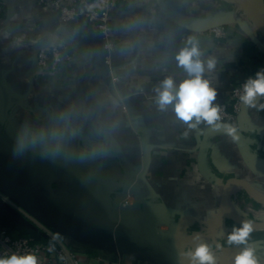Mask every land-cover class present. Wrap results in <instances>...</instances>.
I'll list each match as a JSON object with an SVG mask.
<instances>
[{
  "label": "crops",
  "instance_id": "crops-1",
  "mask_svg": "<svg viewBox=\"0 0 264 264\" xmlns=\"http://www.w3.org/2000/svg\"><path fill=\"white\" fill-rule=\"evenodd\" d=\"M165 1L198 22L231 14L226 40L169 20L158 0H119L108 64L86 17L67 22L39 0H0V224L11 235L57 237L78 264H179L199 235L221 264L239 225L221 214L227 182L243 178L264 194V110L246 107L236 141L212 131L202 161L206 128L189 129L171 107L160 111L154 89L168 76L186 78L175 55L195 36L202 58L216 60L204 75L217 103L229 101L237 83L264 68V33L236 0ZM252 1L264 16V0ZM51 38L67 43L72 58L40 71L36 49ZM40 131L44 144L14 158L18 139ZM229 202L264 220V203L243 186H231ZM250 244L264 264V229H253Z\"/></svg>",
  "mask_w": 264,
  "mask_h": 264
},
{
  "label": "clouds",
  "instance_id": "clouds-1",
  "mask_svg": "<svg viewBox=\"0 0 264 264\" xmlns=\"http://www.w3.org/2000/svg\"><path fill=\"white\" fill-rule=\"evenodd\" d=\"M199 41L195 36H189L185 45L175 55L177 66L186 73V78L179 84L173 77L164 78L154 89L155 103L160 111L171 107L176 120L189 129L203 126L213 132L220 133L232 141L238 140L237 128L228 123L223 115L222 106L217 103L218 92L205 78L206 71H213L215 58L206 61ZM238 102L246 107L264 110V68L258 69L248 76L240 85ZM48 133L37 132L31 140L18 139L13 146L14 158L23 155L28 147L43 145ZM56 152H46L45 156L55 157ZM253 224L250 220H241L239 225H233L227 234V243L240 246L241 250L231 259L230 264H261L255 248L250 244ZM195 248H188L179 253V264H217L212 247L201 240L199 235L192 237ZM216 247H221L217 245ZM0 264H41V258L35 252L0 255Z\"/></svg>",
  "mask_w": 264,
  "mask_h": 264
},
{
  "label": "built area",
  "instance_id": "built-area-1",
  "mask_svg": "<svg viewBox=\"0 0 264 264\" xmlns=\"http://www.w3.org/2000/svg\"><path fill=\"white\" fill-rule=\"evenodd\" d=\"M50 5L59 14L63 21H72L86 17L92 26L98 30L104 40L105 61L111 64L112 53L118 45L117 36L113 27L114 13L119 6V0H39ZM215 37L226 36V25L210 30ZM225 34V35H224ZM69 45L65 42H54L48 39L35 52V66L41 71L55 72L65 59L72 58L68 51ZM237 83L231 93L230 100L220 102L225 120L237 124L242 104L238 102L240 85ZM132 196L131 190L126 192L121 201V216H126L127 206ZM10 252H35L41 258V264H78L74 251L55 238L49 241H33L25 235L12 236L6 227L0 225V255Z\"/></svg>",
  "mask_w": 264,
  "mask_h": 264
},
{
  "label": "water",
  "instance_id": "water-1",
  "mask_svg": "<svg viewBox=\"0 0 264 264\" xmlns=\"http://www.w3.org/2000/svg\"><path fill=\"white\" fill-rule=\"evenodd\" d=\"M236 1H238V3L242 6L245 12L250 16V18L256 24V26L264 33V16L262 12L258 9V7L254 4V2L252 0H236ZM158 2H159L160 8L163 14L169 20L181 26H184L186 28L197 31V32H206V31H210L219 26H225L232 20L231 14H225V15L218 16L215 18H211L210 20H207L204 22H198V21H194L190 19H185L175 14L168 7L165 0H158ZM245 114H246V106L242 105L240 114L238 116L237 124L236 125L232 124L233 126L237 128L238 138L242 137V131H241V128L239 127L243 123ZM211 132L212 131L210 129L206 128V132H205V136L203 140V149L201 153L202 161L204 160L206 144L208 141L209 134ZM235 184H239L243 186L249 192V194L252 195L256 200H258L261 203H264V194L260 192L258 189H256L248 180L243 179V178H238V177L231 178L227 182L224 188L223 196H222V205H221L222 216L226 219L234 220L236 223H240L241 220H245V219L250 220L253 224V229H264V220H256V219L250 218L248 216L235 212L231 208L230 202H229L230 188L232 185H235ZM240 250H241L240 246H237V245L226 246L220 255V263L230 264L228 261V256L231 253L237 254Z\"/></svg>",
  "mask_w": 264,
  "mask_h": 264
},
{
  "label": "trees",
  "instance_id": "trees-1",
  "mask_svg": "<svg viewBox=\"0 0 264 264\" xmlns=\"http://www.w3.org/2000/svg\"><path fill=\"white\" fill-rule=\"evenodd\" d=\"M216 40H218L219 42H223V41L226 40V36L221 37V38H217V37H216ZM68 51L71 52V48H70V46L68 47ZM0 225H1V224H0ZM12 236H14V237H18V236H20V235H12Z\"/></svg>",
  "mask_w": 264,
  "mask_h": 264
},
{
  "label": "bare ground",
  "instance_id": "bare-ground-1",
  "mask_svg": "<svg viewBox=\"0 0 264 264\" xmlns=\"http://www.w3.org/2000/svg\"><path fill=\"white\" fill-rule=\"evenodd\" d=\"M232 254V253H231Z\"/></svg>",
  "mask_w": 264,
  "mask_h": 264
},
{
  "label": "rangeland",
  "instance_id": "rangeland-1",
  "mask_svg": "<svg viewBox=\"0 0 264 264\" xmlns=\"http://www.w3.org/2000/svg\"><path fill=\"white\" fill-rule=\"evenodd\" d=\"M225 35V34H224Z\"/></svg>",
  "mask_w": 264,
  "mask_h": 264
}]
</instances>
